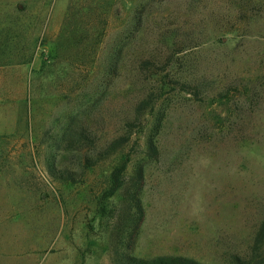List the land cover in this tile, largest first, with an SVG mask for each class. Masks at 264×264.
I'll use <instances>...</instances> for the list:
<instances>
[{
    "label": "rangeland",
    "instance_id": "obj_1",
    "mask_svg": "<svg viewBox=\"0 0 264 264\" xmlns=\"http://www.w3.org/2000/svg\"><path fill=\"white\" fill-rule=\"evenodd\" d=\"M140 169L133 256L251 253L264 219V0H0V264H120Z\"/></svg>",
    "mask_w": 264,
    "mask_h": 264
},
{
    "label": "trees",
    "instance_id": "obj_2",
    "mask_svg": "<svg viewBox=\"0 0 264 264\" xmlns=\"http://www.w3.org/2000/svg\"><path fill=\"white\" fill-rule=\"evenodd\" d=\"M149 61H144L142 64V69H149ZM156 104V99L152 94L144 98L138 105L134 108V115L136 119L139 121L144 115L146 110L149 107H152ZM161 125V117L158 118L156 126H155V134L158 133ZM125 129L130 132L132 129V124L129 122L125 123ZM86 139L85 135H82L81 132L78 134V138L76 141L77 145L82 143L83 139ZM127 136H121L113 141H111L107 147L102 150L98 157L95 160H86L85 167H91L98 162L106 159L109 156L114 155L117 151L123 148L128 142ZM149 150H147V155L150 158L155 159L158 155V150H156V145L154 142V138L152 137L148 143ZM127 170V163L124 162L118 167L114 169L111 175V187L108 191V196H112L118 190H120L124 185V175ZM51 175L61 181H71L78 182L80 180L81 175L71 172L65 169H58L56 167L50 168ZM143 174L142 170L136 172L135 176L131 179V184L125 190V196L128 202L129 210L132 211L130 217V225L127 228V234L124 239V248L119 251L116 250L117 254L120 256L119 263L120 264H205L199 260H196L192 257L180 256V255H163L157 256L149 259L138 258L133 256L134 248L139 236V231L141 224L145 217V210L141 201V193L143 187ZM263 249H264V219L260 224V227L256 233L253 246L251 248V253L246 256L233 255L230 258V264H264L263 257Z\"/></svg>",
    "mask_w": 264,
    "mask_h": 264
}]
</instances>
